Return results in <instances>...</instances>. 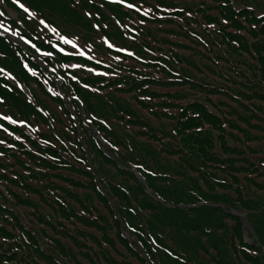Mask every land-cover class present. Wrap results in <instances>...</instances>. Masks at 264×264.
Listing matches in <instances>:
<instances>
[{"label":"trees","instance_id":"1","mask_svg":"<svg viewBox=\"0 0 264 264\" xmlns=\"http://www.w3.org/2000/svg\"><path fill=\"white\" fill-rule=\"evenodd\" d=\"M1 1L0 264H264V0Z\"/></svg>","mask_w":264,"mask_h":264},{"label":"snow or ice","instance_id":"2","mask_svg":"<svg viewBox=\"0 0 264 264\" xmlns=\"http://www.w3.org/2000/svg\"><path fill=\"white\" fill-rule=\"evenodd\" d=\"M129 7H133V5L129 4ZM19 7L22 8L24 10V12L29 13V15H32V13L29 12V9L26 8L23 4H19ZM0 15H3V13H0ZM41 24H44L45 22L43 20L40 21ZM65 43H71V41L65 39ZM109 47H112L111 44H109ZM3 70L0 69V72H2ZM4 119H11L10 117H3ZM13 123H16V121H12Z\"/></svg>","mask_w":264,"mask_h":264},{"label":"rangeland","instance_id":"3","mask_svg":"<svg viewBox=\"0 0 264 264\" xmlns=\"http://www.w3.org/2000/svg\"><path fill=\"white\" fill-rule=\"evenodd\" d=\"M0 6L4 7V8L6 9V11L8 12V14H10V16H11L12 18H16L17 13H16L15 10L10 9V8H6V6H5V4H4L3 2H0ZM58 39H60V38H58ZM60 40H62V41L65 43V41H64L63 39H60ZM246 234H248L247 231H246ZM247 237L249 238V234H248ZM247 240H248L249 242H252V241H251V240H252V237H250V238L247 239Z\"/></svg>","mask_w":264,"mask_h":264},{"label":"bare ground","instance_id":"4","mask_svg":"<svg viewBox=\"0 0 264 264\" xmlns=\"http://www.w3.org/2000/svg\"><path fill=\"white\" fill-rule=\"evenodd\" d=\"M0 29L4 30L1 25H0Z\"/></svg>","mask_w":264,"mask_h":264}]
</instances>
